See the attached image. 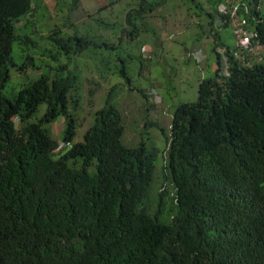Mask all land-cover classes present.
Instances as JSON below:
<instances>
[{"label": "trees", "instance_id": "16d2710c", "mask_svg": "<svg viewBox=\"0 0 264 264\" xmlns=\"http://www.w3.org/2000/svg\"><path fill=\"white\" fill-rule=\"evenodd\" d=\"M69 1L71 9L82 0ZM240 2L247 29L256 32L252 40L264 45L263 0ZM155 5L140 0L127 8L129 38L139 37V19ZM35 9L31 0H0V264H264V59L242 65L233 47L225 48L228 74L220 73L217 53L215 74L199 81L196 100L176 106L164 133V180L174 203L163 222V182L156 211L143 205L156 151L143 140L123 143L122 115L110 94L83 139L73 141L78 76L69 64L109 44L53 29L47 37L65 61L14 96L4 92L17 67L14 43L23 52L34 46L16 24ZM28 63L38 67L27 55L18 71ZM119 73L129 79L124 64ZM58 117L60 141L48 127Z\"/></svg>", "mask_w": 264, "mask_h": 264}, {"label": "rangeland", "instance_id": "374dc122", "mask_svg": "<svg viewBox=\"0 0 264 264\" xmlns=\"http://www.w3.org/2000/svg\"><path fill=\"white\" fill-rule=\"evenodd\" d=\"M198 1L203 2L174 0L169 4V17L177 21V26L158 31L153 44L156 46H153V54L149 57L142 45L146 39L145 33H140L137 38H129L124 29L126 10L135 5L136 0H82L71 9L68 8L69 0H31L32 6H36L35 12L16 24V33L28 34L34 46L30 48L31 51L23 52L24 46L17 41L14 43L12 56L17 67L9 69L10 79L4 88V92L12 97L22 85L40 73L46 70L50 74L56 72L55 67L65 61V55L57 51L47 37L53 29H59L63 36L78 33L95 39L97 44H109L108 47H91L74 56L69 64V70L78 76L77 88L71 95L77 98L76 107L71 108L77 123L73 141L83 139L84 132L93 123L94 112L104 105L110 94L122 115L123 143L135 146L143 140L148 149L156 151L155 174L143 205L150 213L156 211L158 191L163 182L169 191L164 203L166 212L160 217L163 222L170 220L171 213L168 212L174 203V189L168 179L164 180L167 147L165 134L169 131L176 106L180 102L195 101L197 98L198 69L194 61L188 62L189 65L184 63L182 68L174 59L184 56V48L190 46L189 40L197 35L202 37L199 24H205L206 19L205 16L196 17L200 11ZM100 6L104 8L98 9ZM178 29L182 33H178ZM221 33L222 41L230 44V30L222 28ZM159 40L162 46L158 44ZM200 44L204 49L203 38ZM27 55L33 56L38 67L28 63L22 67V71H18ZM142 61L144 67L141 66ZM122 64L126 66L128 80L119 73ZM206 76L211 74L208 72ZM142 92L148 94V97L145 98ZM150 93L157 94L160 100L154 102ZM44 109L45 104H41L36 116L39 117ZM48 127L53 138L60 141L64 128L63 118L58 117Z\"/></svg>", "mask_w": 264, "mask_h": 264}, {"label": "crops", "instance_id": "0c3cea01", "mask_svg": "<svg viewBox=\"0 0 264 264\" xmlns=\"http://www.w3.org/2000/svg\"><path fill=\"white\" fill-rule=\"evenodd\" d=\"M140 0H136L139 2ZM155 2L156 5L149 11H145L142 14V18L139 19L141 21V34L145 33L146 39L142 42L146 56H152L153 54V45L155 40L157 39L158 31L160 30H168L175 26L176 20L171 19L169 16L171 15L169 12L170 3L174 0H142ZM222 0H203V2L197 3L198 8L200 9L199 13H197L196 17L205 16V24H199V27L202 29V37L197 35L193 37V39L189 40L190 46L184 48V56L182 55L179 59H174L175 63L178 62L180 67L183 68V64L194 61L195 67L198 69L196 83L198 86L199 81L202 78L207 77L206 74L209 72L211 76L215 74L217 69V56L222 55L221 52L225 48L228 50L234 45V38L232 36L231 29L228 25H225L223 19L220 14L216 11V6ZM224 1V0H223ZM234 1V0H233ZM240 1V0H238ZM196 2V0H193ZM169 5V6H168ZM147 10V9H146ZM197 19V18H196ZM181 22V20L179 21ZM222 28H227L230 30L231 34V42L230 44L224 43L221 38ZM178 33H182V30L178 29ZM170 36V34H169ZM203 38L204 49H202V44H200V39ZM160 41V40H159ZM162 46L161 41L158 43ZM215 47V49H214ZM214 49V50H213ZM143 50V54H144ZM212 53V57H211ZM214 56V58H213ZM144 67V66H143ZM206 69H209L207 72ZM209 76V77H211ZM154 86V85H152Z\"/></svg>", "mask_w": 264, "mask_h": 264}, {"label": "built area", "instance_id": "2783aa9c", "mask_svg": "<svg viewBox=\"0 0 264 264\" xmlns=\"http://www.w3.org/2000/svg\"><path fill=\"white\" fill-rule=\"evenodd\" d=\"M264 3V0H263ZM241 2L238 0H224L217 4L216 11L226 17L228 25L234 38L233 48L230 49L231 56L242 65L250 66L264 59V45L253 41L256 32L247 29V19L240 13ZM246 10V9H245ZM225 50L221 54V74L227 75V56ZM154 102L159 101L157 94H152Z\"/></svg>", "mask_w": 264, "mask_h": 264}]
</instances>
